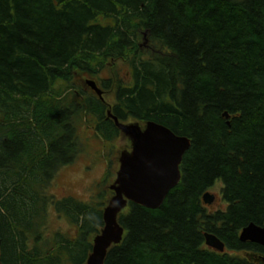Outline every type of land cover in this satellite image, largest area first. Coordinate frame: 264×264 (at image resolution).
<instances>
[{
  "label": "trees",
  "instance_id": "16d2710c",
  "mask_svg": "<svg viewBox=\"0 0 264 264\" xmlns=\"http://www.w3.org/2000/svg\"><path fill=\"white\" fill-rule=\"evenodd\" d=\"M116 60L126 73L98 79L112 104L91 89L74 95L75 73L97 76ZM108 108L190 146L159 207L128 202L120 212L124 235L104 264H259L245 252L264 247L238 236L264 224V0H0L2 264L85 263L111 172L86 201L49 190L81 150L80 117L107 147L121 137ZM218 181L226 207L209 211L202 195ZM50 208L68 231L50 230ZM206 232L223 252L205 245Z\"/></svg>",
  "mask_w": 264,
  "mask_h": 264
},
{
  "label": "water",
  "instance_id": "95a60500",
  "mask_svg": "<svg viewBox=\"0 0 264 264\" xmlns=\"http://www.w3.org/2000/svg\"><path fill=\"white\" fill-rule=\"evenodd\" d=\"M145 35L143 32V39ZM87 83L102 99L95 81ZM107 114L129 139L131 148L118 156L115 179L109 185L113 194L103 209V227L93 238L91 253L83 264H104L109 247L121 242L124 229L117 219L128 202L151 209L163 203L170 189L180 181V163L190 146L188 137L177 135L156 122L147 121L141 129L138 123H122L110 111ZM224 116H228L226 112ZM213 199L214 195L208 191L202 195L204 204H211ZM204 239L208 247L219 252L224 250V244L214 234L206 232ZM239 240L264 246V224L249 223L241 229ZM261 261L264 264V257Z\"/></svg>",
  "mask_w": 264,
  "mask_h": 264
},
{
  "label": "rangeland",
  "instance_id": "374dc122",
  "mask_svg": "<svg viewBox=\"0 0 264 264\" xmlns=\"http://www.w3.org/2000/svg\"><path fill=\"white\" fill-rule=\"evenodd\" d=\"M143 48H145V46H143ZM144 50H149L153 53L156 48L152 46ZM122 64L120 60H116L115 63L107 65L97 76H91L88 73H75L73 76V84H71V90H74V95L83 98L85 95L90 94V88L92 89L87 83L88 80H93L97 83L100 77H111L113 79L121 77L126 73L125 67ZM103 99L105 103L112 104L115 100L113 91L103 93ZM134 121L139 122L140 125L144 124L143 121L132 118L124 122L128 123ZM76 126L81 150L72 163L61 167L56 173L52 182L53 184L51 183L52 185L49 190V193L53 194L56 199L65 196H73L79 200L86 201L89 198V191H91L89 187L100 181L106 173L110 171L111 177L107 182L108 187L115 178V172L118 169L119 154L123 150L130 149L129 140L122 135L121 137L119 136L111 140V142H109L111 147H107L105 145V140H103L104 138L98 135L91 123L88 122V118L80 117ZM108 162L111 164L109 165ZM221 188L222 183L218 181L208 190L210 194L214 195V199L211 204H204L207 210L214 211L226 207V203L222 199ZM49 218L50 230H69L66 221L56 217L52 208L49 209Z\"/></svg>",
  "mask_w": 264,
  "mask_h": 264
},
{
  "label": "flooded vegetation",
  "instance_id": "af4514ba",
  "mask_svg": "<svg viewBox=\"0 0 264 264\" xmlns=\"http://www.w3.org/2000/svg\"><path fill=\"white\" fill-rule=\"evenodd\" d=\"M105 92H106V90H105ZM251 244H253V243H251ZM262 247H264V246H262ZM257 252H259V251H257ZM248 253H250V252H245V254H247V255H248ZM256 254H257V253H256ZM260 254H261V256H264V255H262V253H260ZM253 255H255V254H253ZM255 257H257V256H255ZM258 258H259V257H258ZM258 258H255V259H256V262L261 264L262 262H261V260H259Z\"/></svg>",
  "mask_w": 264,
  "mask_h": 264
}]
</instances>
